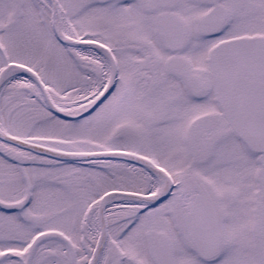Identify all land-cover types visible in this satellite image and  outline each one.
I'll return each mask as SVG.
<instances>
[{"label": "snow or ice", "instance_id": "obj_1", "mask_svg": "<svg viewBox=\"0 0 264 264\" xmlns=\"http://www.w3.org/2000/svg\"><path fill=\"white\" fill-rule=\"evenodd\" d=\"M0 264H264V0H0Z\"/></svg>", "mask_w": 264, "mask_h": 264}]
</instances>
